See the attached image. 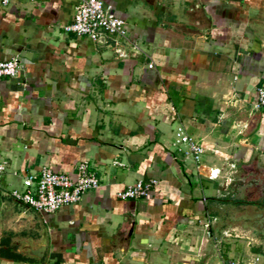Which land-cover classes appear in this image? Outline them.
I'll use <instances>...</instances> for the list:
<instances>
[{
    "label": "crops",
    "instance_id": "crops-1",
    "mask_svg": "<svg viewBox=\"0 0 264 264\" xmlns=\"http://www.w3.org/2000/svg\"><path fill=\"white\" fill-rule=\"evenodd\" d=\"M101 1L129 41L67 31L77 0L0 4V61L20 64L0 78V264H264L219 221L224 194L264 169V0ZM179 126L207 148L201 172L173 146ZM80 161L100 186L79 202L47 213L11 196ZM152 179L145 197L116 195Z\"/></svg>",
    "mask_w": 264,
    "mask_h": 264
},
{
    "label": "built area",
    "instance_id": "built-area-1",
    "mask_svg": "<svg viewBox=\"0 0 264 264\" xmlns=\"http://www.w3.org/2000/svg\"><path fill=\"white\" fill-rule=\"evenodd\" d=\"M14 0H0L2 6H7ZM67 31L79 36H86L92 41L104 40L108 37L115 46L123 41H129L126 23L114 14L111 6L101 0H77L71 22L65 26ZM135 48V45H133ZM119 51V50H118ZM149 67L153 64L150 62ZM20 64L17 58L0 61V78H11L18 74ZM255 107H264V86L257 88ZM186 145L182 149L181 145ZM173 146L181 151L186 158L196 163L201 172L202 155L206 151L200 141L192 138L183 127H177ZM5 172V162L0 161V180ZM217 175L216 169L208 172L207 177ZM156 180H138L117 192V197L139 199L147 196ZM23 188L13 190L11 196L20 203L26 204L39 212L52 213L59 208L79 202L85 193L100 186L99 178L88 169L86 161L77 164L74 176L54 171L49 166H43L38 173H28L22 179ZM226 264H257V258L242 261L234 258Z\"/></svg>",
    "mask_w": 264,
    "mask_h": 264
},
{
    "label": "rangeland",
    "instance_id": "rangeland-1",
    "mask_svg": "<svg viewBox=\"0 0 264 264\" xmlns=\"http://www.w3.org/2000/svg\"><path fill=\"white\" fill-rule=\"evenodd\" d=\"M263 170L251 172V177H244L238 182L241 188L233 193L231 191L224 194L225 205L219 209V221L226 225L238 224L234 231H230L226 236L237 239L241 248H248L264 256V227L260 225L264 218V195L259 190V177ZM247 255V254H246Z\"/></svg>",
    "mask_w": 264,
    "mask_h": 264
},
{
    "label": "water",
    "instance_id": "water-1",
    "mask_svg": "<svg viewBox=\"0 0 264 264\" xmlns=\"http://www.w3.org/2000/svg\"><path fill=\"white\" fill-rule=\"evenodd\" d=\"M263 173H264V169H263ZM259 184H260L259 185L260 193L264 195V178L260 179ZM46 246H47V234H46V231L43 230L42 239L39 245L35 249L32 250V255L34 257L40 258L43 255L46 249Z\"/></svg>",
    "mask_w": 264,
    "mask_h": 264
},
{
    "label": "flooded vegetation",
    "instance_id": "flooded-vegetation-1",
    "mask_svg": "<svg viewBox=\"0 0 264 264\" xmlns=\"http://www.w3.org/2000/svg\"><path fill=\"white\" fill-rule=\"evenodd\" d=\"M259 178H260V179L264 178V174H261ZM260 179H259V180H260ZM259 185H260V184H259ZM261 204L264 206V202H261ZM262 220H264V218H262ZM260 225H261L262 227H264V222L261 221Z\"/></svg>",
    "mask_w": 264,
    "mask_h": 264
},
{
    "label": "trees",
    "instance_id": "trees-1",
    "mask_svg": "<svg viewBox=\"0 0 264 264\" xmlns=\"http://www.w3.org/2000/svg\"><path fill=\"white\" fill-rule=\"evenodd\" d=\"M3 253V252H2ZM14 256V255H13ZM16 259H19L18 256H14Z\"/></svg>",
    "mask_w": 264,
    "mask_h": 264
}]
</instances>
